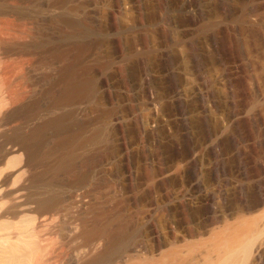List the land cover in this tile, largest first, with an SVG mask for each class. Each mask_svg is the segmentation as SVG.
Masks as SVG:
<instances>
[{"label": "bare ground", "instance_id": "6f19581e", "mask_svg": "<svg viewBox=\"0 0 264 264\" xmlns=\"http://www.w3.org/2000/svg\"><path fill=\"white\" fill-rule=\"evenodd\" d=\"M262 4L0 0V126L39 119L0 137L5 260L41 262L43 227L63 208L51 188L27 197L21 179L10 186L15 173L32 184L69 176L129 187L108 207L85 200L78 237L89 247L104 242L84 264H254L264 256V210L256 213L264 190L241 179H253L264 157L262 91L245 36ZM46 25L58 28L55 38ZM29 54L51 72L26 101ZM23 215L29 225L10 224ZM14 238L37 240L39 253L21 249L19 258Z\"/></svg>", "mask_w": 264, "mask_h": 264}, {"label": "rangeland", "instance_id": "374dc122", "mask_svg": "<svg viewBox=\"0 0 264 264\" xmlns=\"http://www.w3.org/2000/svg\"><path fill=\"white\" fill-rule=\"evenodd\" d=\"M48 16L49 15H47V17L44 16L43 17L44 20L41 19L40 22L42 20H43L42 22H45V19L46 20L49 19ZM43 26H45L44 23H43ZM48 27H50V26H47L48 30H46L45 29L46 27H44L43 31L45 30L46 31V32L44 31L45 33H47L50 36L52 35V37L55 38L56 33L58 32V28L56 26H54V27L51 26V28H48ZM22 35L24 36V34H22ZM245 36H246V38H247V40L249 42L250 47L252 46V48H253L252 49L253 54L255 53L254 58L256 60L255 62H256V65H257V69H258L257 70L258 71L257 72V77H258V80H259V86L261 87L260 90L262 91L261 92L262 101L256 106V109L259 110L264 116V0H263V4L261 6V9L258 10L253 15L249 16L247 18V20L245 21ZM39 59H40V57L37 54H35V55L29 54V56H26V60H28V61H26V63L30 67L29 68V70H30V79H29V82L26 83L25 85H24V83L22 84L21 89L23 90V93H24L25 90H26V92L24 93L25 95H23V93H22V97L20 99H24L26 101L30 100L31 98L33 99L37 95V93L40 92V89L42 88V84L46 80V79L44 80V77L46 78V76L50 75L49 73L51 72V70H49V68L45 69L46 66H43V65H42L43 67H40L41 65L39 64V61H38ZM60 63H61L60 61L54 63V68L56 66V68H55L56 70L60 66ZM42 71H45V72H42ZM41 75H42V77H41ZM27 95H29V96L27 97ZM33 95H35V96L33 97ZM24 118H26V117H24ZM24 118L20 117V118H18L16 120L17 122L13 120L11 124L1 125L0 126V137L2 138V136L5 135V133L6 134H7V132L9 133V131H11L12 127L13 128L14 127H17V128H23L24 127L23 130L26 129V128L30 129L39 120L37 118V119H34L35 122H33L34 120H28L26 122V121H23V120H25ZM29 122H30V124H29ZM20 125H21V127H19ZM8 145H9V143L5 144V146H8ZM263 152H264V150H263ZM9 157H11V155ZM5 160L7 161V159H5ZM10 163H8L6 165V163L4 161V163H2V165L8 166ZM223 163H224V157H221L220 164H219L221 166V169L224 168ZM259 165H260L259 171L257 172V174L254 176L253 179H248L247 177L242 176V178H241L242 182L245 181V183L243 184L244 187L248 186V182H249V183L253 184L252 190L253 189L255 191H259L260 189L264 190V157L263 156L259 160ZM222 166H223V168H222ZM16 174H18V173H15V174H13L11 176V178H10L11 180L9 182V185L10 186H15V183L16 184L18 182L20 183V181L16 180V179H21L22 182L20 183V185H22V187H23L24 196L36 197V196H38L39 193H41V191H43L45 189L49 190L51 188L50 190L53 192V194L55 196H57V199L60 201V203L62 202L61 205L64 208V209L62 208L61 216L55 217V219L50 224H48V225L43 227L41 244L44 247V252H43L44 253V257L41 259L42 261L40 260L41 262H38L36 264H84L85 263L84 260H86L87 256L92 251L99 249L102 246L103 242H104V239L103 240L100 239L97 242H95L94 245L89 247L87 245H83L82 242H81L80 237H78L79 232H80V221H79V218L81 216H84V214L86 215V213L88 212V208H89L88 205H90V204H87V203L89 202V199L94 197V196H96L95 197L96 200H99V202L97 201L99 206H101L102 203H104L102 206H104V207L107 206L108 207V206H110V204L114 203L116 201V199H118L122 193L124 194L126 192V189L128 191L127 193L130 195V190L128 189L129 187L126 188L125 190L123 188H121V187L118 188L119 185L117 183L115 184V182H112L109 179H89V182L88 181H84L83 182L84 185L83 184L79 185L77 183L78 179H68V178H70L69 176H64L63 179H48V180L47 179H40L37 182H35L36 184L35 183L32 184L29 181V179H27L28 176L24 177V176L21 175L22 177L20 178V176L18 177V176H16ZM24 174L26 175V173H24ZM223 174H225V173H223L221 171L220 172V175H222L221 177L224 176ZM105 181L107 183H105ZM19 183H18V185H19ZM26 183H28V184L26 185ZM95 185L98 186V188ZM25 187H26V189H25ZM229 187H231V186H229ZM229 187L226 188L225 191H227V192L230 191L229 193H231L232 190ZM108 188H110V189H108ZM106 189L109 190V191H107ZM119 189H121V190L123 189L122 190L123 192L120 191ZM27 193H29V194H27ZM85 195H86V197H85ZM102 195H104V196L106 195V196L104 197ZM109 196H110V198H109ZM76 197H78L79 199L81 198V201L84 199V203H86L87 201L88 202L85 205L81 201L80 202L78 201V202L75 203V198ZM65 198H66V200H65ZM67 199L70 200V203H69V201ZM85 200H86V202H85ZM86 206H87V209H86ZM262 210H264V207H260L259 211L257 210L256 213L257 214L259 212L261 213ZM28 216L27 215H23L22 218L20 217L21 218L20 221L14 220V221L11 222L9 220V222H11L10 224H16L17 223L21 227H26L27 225H29L28 224L29 222L27 221ZM78 216H79V218H78ZM31 239L32 240H29L30 242L28 243V241L27 242L23 241V240L20 241V239L14 238L13 240L16 241L15 242L16 243V247H17L19 242L21 243V244H19L21 247L24 244L26 246V247L24 246L25 248L22 247V248L19 249L20 246L18 245L19 247H17V248L15 247L16 250L13 248V251H15L14 252L15 255L18 256L19 253H20V257H21L25 251L28 252L29 250H30V252L33 251V253H39V247L35 246L36 244L33 243V241L37 242V240H34L33 238H31ZM30 243H32L31 244L32 246L30 245ZM140 244H138L139 246H137V247H140ZM34 246H35V248H34ZM21 249H22V251L24 250L23 253L20 252ZM17 250H20V251H17ZM16 251L18 252V254H17ZM27 252H26V254H28ZM26 254H24V255H26ZM0 255H1L0 256L1 258L4 257L2 255V252L0 253ZM2 259H4L3 261L7 262L6 264H13L11 262L9 263L8 259L5 260V257L2 258ZM24 260H25V263L27 262L26 264H28V263L34 264V261L31 260V259H30V261H28L26 258ZM24 260H22V263L24 262ZM0 261H1L0 262V264H1L2 260H0ZM32 261H33V263H32ZM2 264H5V262H3ZM254 264H264V256L263 255L258 256V258L256 259Z\"/></svg>", "mask_w": 264, "mask_h": 264}]
</instances>
